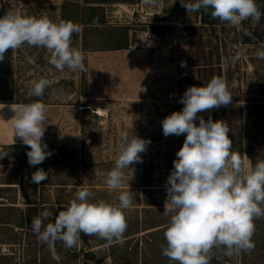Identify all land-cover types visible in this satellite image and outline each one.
Masks as SVG:
<instances>
[{"label": "rangeland", "instance_id": "obj_1", "mask_svg": "<svg viewBox=\"0 0 264 264\" xmlns=\"http://www.w3.org/2000/svg\"><path fill=\"white\" fill-rule=\"evenodd\" d=\"M256 3L264 13V0ZM87 6L85 0H0V16L12 10L37 18L47 15L54 22L64 17L79 23L92 17L105 22L93 30L78 24L81 30L73 35L72 46L84 53L87 71H58L48 62L50 53L27 44L7 50L0 61V104L5 105L0 116L24 100L39 99L47 106L42 140L52 153L42 164L30 166L29 147H11L17 139L12 120L0 119V264L65 260L60 243L57 261L31 223L21 222L18 210L27 203L61 211L77 191L87 189L94 201L115 204L124 190L132 191L129 215L144 217L145 209L164 208L167 178L186 135L165 137L161 121L182 110L178 101L190 86H204L213 76L225 79L232 101L198 117L225 121L229 137L240 130L253 132L264 160V59L256 55L264 50V15L259 23L249 19L233 27L210 13L188 12L180 0H122L100 4L96 13ZM125 43L126 49L113 48ZM41 78L51 85L43 97H30ZM99 109L107 113L99 115ZM125 132L150 143L141 153L142 162L132 166L134 172L123 170L122 188L113 190L107 187V173L115 166ZM38 168L48 173L47 180L39 185L28 182L29 172ZM255 226V248L248 251V262L264 264V217L256 219Z\"/></svg>", "mask_w": 264, "mask_h": 264}, {"label": "clouds", "instance_id": "obj_2", "mask_svg": "<svg viewBox=\"0 0 264 264\" xmlns=\"http://www.w3.org/2000/svg\"><path fill=\"white\" fill-rule=\"evenodd\" d=\"M144 2L152 4L154 0ZM180 2L188 12L203 10L213 19L233 27L249 19L259 23L264 15L256 0ZM80 30L71 20L54 22L47 15L37 18L8 10L0 16V61L4 60L7 50L14 51L27 44L50 53L48 62L58 71L65 68L73 72L87 71L84 53L72 46L73 35ZM256 55L264 59V50ZM50 85L51 81L41 78L34 82L28 95L43 97ZM231 101L225 79L213 76L204 86H190L178 101L183 104L182 110L172 112L161 121L165 137L186 135L167 178L163 211L169 221L164 231L166 246L162 247V255L175 264H210L213 248L224 249L226 256L255 248L254 221L264 217V160L257 159L254 166L250 160L246 164L238 152L232 151L230 129L225 121L198 117V113L227 106ZM4 107L0 104V109ZM12 110L15 136L30 149L29 165L42 164L52 155L42 140L47 106L37 99ZM149 143L136 134L123 133L115 166L107 173L109 189L122 188L123 170L134 172L132 166L142 162L141 153ZM47 178L48 173L38 168L32 173L31 183L39 185ZM92 197L89 190H79L55 217L44 210L32 218L33 233L48 245L53 259L59 261L57 243L65 249L76 247L81 242V233L123 244L128 227L124 212L133 204L132 191H120L115 204L102 199L94 201Z\"/></svg>", "mask_w": 264, "mask_h": 264}, {"label": "trees", "instance_id": "obj_3", "mask_svg": "<svg viewBox=\"0 0 264 264\" xmlns=\"http://www.w3.org/2000/svg\"><path fill=\"white\" fill-rule=\"evenodd\" d=\"M121 1L122 0H85V3L88 5L87 10L89 12L96 13L102 9L101 6H99L100 4H114ZM198 12L200 15H206L203 10ZM64 20L69 19L64 17ZM73 22L83 25L85 27L83 30H93V28H100V26L105 24L104 20H94L93 17L81 23L74 20ZM83 38H86L85 34ZM83 46L87 49L89 43L84 40ZM127 47V43L113 46L114 49H126ZM89 49L94 50L95 48ZM31 102L33 101L24 100L20 102V104ZM230 139L232 140V146L235 152H238L243 159L247 156L253 166L257 159H262L258 139L253 132L249 131L245 133L244 130H240L239 134H231ZM11 147L18 151L28 149V146L23 145L19 139H16V143L11 145ZM33 172H35V170L29 172L28 182H31ZM44 210L52 212L54 217L59 213L58 209L54 206L48 207L38 203H27L25 209H19L18 211L20 212L21 222L27 224L31 223L32 218ZM163 211L164 208L157 211L145 209L144 217H138L129 215V212L125 210L124 214L128 227L124 233L123 244L116 240L109 243L98 236L90 237L81 233V235H83L82 244L79 243L78 246L71 249H65L62 246L65 258L62 264H104L107 260H111L112 264H175V262L169 261L167 257L162 255V247L166 246L164 231L169 221V217H166ZM210 264L250 263L248 262V252L246 251H241L232 256H226L224 254V249L213 248Z\"/></svg>", "mask_w": 264, "mask_h": 264}, {"label": "bare ground", "instance_id": "obj_4", "mask_svg": "<svg viewBox=\"0 0 264 264\" xmlns=\"http://www.w3.org/2000/svg\"><path fill=\"white\" fill-rule=\"evenodd\" d=\"M17 106V105H16ZM15 107V106H14ZM107 113V110L106 109H99V115H105ZM14 112L13 111H3L2 112V117L4 120H11L13 116Z\"/></svg>", "mask_w": 264, "mask_h": 264}, {"label": "built area", "instance_id": "obj_5", "mask_svg": "<svg viewBox=\"0 0 264 264\" xmlns=\"http://www.w3.org/2000/svg\"><path fill=\"white\" fill-rule=\"evenodd\" d=\"M147 36H148L147 41H149V40L152 41L151 39H153V37L150 34H147Z\"/></svg>", "mask_w": 264, "mask_h": 264}]
</instances>
